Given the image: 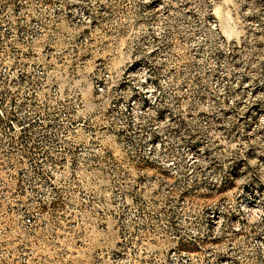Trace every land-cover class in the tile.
<instances>
[{
    "label": "rangeland",
    "instance_id": "1",
    "mask_svg": "<svg viewBox=\"0 0 264 264\" xmlns=\"http://www.w3.org/2000/svg\"><path fill=\"white\" fill-rule=\"evenodd\" d=\"M0 264H264V0H0Z\"/></svg>",
    "mask_w": 264,
    "mask_h": 264
}]
</instances>
